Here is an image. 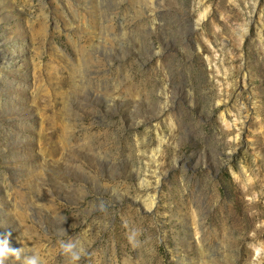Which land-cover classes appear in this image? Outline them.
<instances>
[{
  "label": "rangeland",
  "instance_id": "rangeland-1",
  "mask_svg": "<svg viewBox=\"0 0 264 264\" xmlns=\"http://www.w3.org/2000/svg\"><path fill=\"white\" fill-rule=\"evenodd\" d=\"M6 233L40 264H264V0H0Z\"/></svg>",
  "mask_w": 264,
  "mask_h": 264
},
{
  "label": "clouds",
  "instance_id": "clouds-1",
  "mask_svg": "<svg viewBox=\"0 0 264 264\" xmlns=\"http://www.w3.org/2000/svg\"><path fill=\"white\" fill-rule=\"evenodd\" d=\"M11 233H6L0 240V264H5L9 257H15L21 264H40L39 257L36 255H24L22 248H14L10 245ZM71 245L65 246V251H70ZM80 256L73 254V260H79Z\"/></svg>",
  "mask_w": 264,
  "mask_h": 264
}]
</instances>
